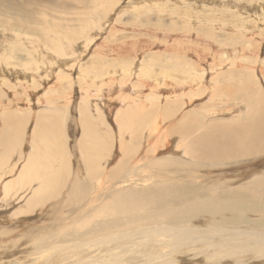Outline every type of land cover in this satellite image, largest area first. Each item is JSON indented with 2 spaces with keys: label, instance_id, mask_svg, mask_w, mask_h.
Instances as JSON below:
<instances>
[{
  "label": "rangeland",
  "instance_id": "rangeland-1",
  "mask_svg": "<svg viewBox=\"0 0 264 264\" xmlns=\"http://www.w3.org/2000/svg\"><path fill=\"white\" fill-rule=\"evenodd\" d=\"M101 1L102 0H0V58L4 60L2 62L9 61L12 65L11 68H9L5 64L0 63V170H5L4 167L10 168L5 170L6 173H4L3 176L5 180L9 179L12 176L16 175V173L21 168L20 165L24 164L25 160L29 158L30 161L27 163L28 166L26 170L27 184L29 183L30 179L34 180V182L47 181L46 176L54 174L55 170L63 174V178L61 180L63 182V186H60V188L57 190V193H55L56 191H54V193H52V195L48 197V199L43 203L42 206L38 205L30 213L20 215V217L25 218V225L24 223L18 224V227L23 226L21 227L22 232L23 229L28 230L29 228L32 230H37L36 228L41 221H44L43 223H47V225H53L55 223L57 224V222L66 223L68 225L71 224V221L74 219L73 210L76 209L75 207H78V205L83 201L82 199H84L85 201L86 197H89V193L91 195L92 189H97V182L102 179L101 183L103 182V186L110 182L112 176L114 175L112 169L115 166L117 167V161L121 152V150L119 149V142L121 140L130 142V144L136 142L134 144L137 145V147L138 145L140 146V148L138 147L139 151L141 150V148L143 149L145 147L143 141H139V143L137 139L131 140L126 130L124 133L122 132V134L121 131H118L117 129L115 130V128H117V125L115 124H118L117 118H119V114L116 118L114 115L116 109H118V111L120 112V109L122 107L120 104L116 105L115 103L119 102L117 95L119 96L122 91L116 89L113 93V96L111 94L109 96L110 99H108L109 97L107 98V96L103 94L105 86H112V84L114 83V85L118 87V83L123 84L124 88L122 94L124 95L128 92V90L126 89L127 87H129V85H136V89L141 90V93L136 94L135 97L138 104H141L145 108H153L154 102H163V98L161 95L162 93H166L169 88L171 90L172 86L178 85L182 81L184 82L182 85H185L184 91H187V95H184V100L182 99V97H177L178 103H181L179 105L180 108L179 106H177V110L173 114H170V110L167 108L163 109L164 107L162 106V108H158L159 110H155L154 114H151L152 117H154L155 115V117H158L159 119L163 118L162 125L164 126H167L170 122H172V120L180 119V113L182 112H186L188 114V116L190 117L188 119L189 122L197 118L200 120L203 119L204 122H206V120L210 118L212 119L210 120V122H221V120H223L222 117L227 116L228 114H215V117L207 115L208 109L210 110L212 109V107L214 108L217 105L214 104L215 102L218 103L216 100V96H219V93L224 95L223 93L219 92V89L233 87L232 89L234 91L230 89L229 90L231 92L230 94L235 96V89L237 87H252L253 83L255 84L256 82L255 80L259 78L258 75H260V71L264 69V21L252 18L255 13L262 14L261 11H263L264 13V0H147L145 2H141L142 0H111L110 6L104 12L100 11V9L98 8ZM194 1H196V3ZM201 2L204 4L202 10H200L199 7H195L194 9V7L190 5L193 3V5L196 6L198 5L197 3L200 4ZM210 2L215 4H212ZM202 3L200 5H202ZM104 4H107V0L104 1ZM176 4L179 7L175 6ZM250 4V9L247 8L245 11V9L242 8ZM116 5L118 8L116 7ZM139 8L141 12L139 11ZM239 10L242 12H240ZM109 11L112 12V14ZM184 12L187 13L185 14ZM192 14L194 15V19L191 17ZM62 17H64V19ZM242 17L248 18L247 20H245L248 21L246 26H243L241 24ZM222 21H224V23ZM249 21H253L256 28L254 30L255 38H252L253 40L249 45H247L244 44L243 39L244 36H252L251 32L253 22ZM217 22H220L219 24H217L219 27L214 28L213 26ZM13 34L17 35L13 37ZM87 34L90 36H87ZM64 35L65 39L67 36V41L64 40ZM94 36H96V39L94 38ZM54 38L55 40H53ZM87 39L89 40L85 41ZM84 41L90 43H88L89 46L87 48L84 47ZM34 44L36 46H34ZM234 44L238 45L235 50L236 54L233 51ZM50 47L52 49V53H50ZM35 48H38L39 50H36L37 52H34ZM60 50H62L64 53H62V51ZM227 50L230 52H228ZM58 51L60 52L59 54H57ZM245 53H248L247 57H241L246 56ZM49 61L52 63H49ZM57 61L58 63H61L58 64ZM64 62L66 65L64 64ZM238 62L240 64L242 63L241 66ZM121 64H124L125 66H128L132 69L130 72L124 71L122 74L123 78L120 75L118 76L117 73L112 76L108 72L112 66L118 67L119 65L121 67ZM142 64L153 66V70L155 68L154 71L160 74L163 81L155 80L149 75L143 76L142 73L139 74L137 71H139ZM73 65L75 66V68ZM100 65H102V67ZM46 66H48L49 68ZM59 67H62V69ZM192 67L198 69V71L202 70L201 73L199 72V78L201 80L199 83L185 79V76H187L185 75V71H189V68L192 69ZM225 67L230 70L228 71ZM12 68L13 70H11ZM22 68L30 70L28 71L23 69L28 73V80L24 79L20 81V79H16L18 73L22 75V72H20ZM72 68L73 71L71 70ZM82 69H85V73L89 76L88 79H83L80 77ZM233 69L235 70V72ZM168 70H170V72H167ZM2 71L6 72L7 74H3ZM232 71L234 72V74L229 73ZM238 71L241 73H247L246 75L248 76H245L246 78L244 76H242L243 78L239 77V75L237 74L239 73ZM8 74H10V76ZM52 76L55 79L54 82ZM225 77H228V80ZM209 78H211L210 81ZM68 79H70L69 82ZM183 79L185 81H183ZM258 80H260V78ZM56 81L59 83H55ZM69 83L70 85H68ZM158 83L162 85H159ZM190 83H192V85ZM197 84H200V86ZM85 87H87L88 89L83 90ZM216 90L218 91V93ZM81 93H83L82 96L91 98L87 99V106L85 105V107H87L90 111L95 108V102H98L97 104L101 102L105 104L101 105L102 110L99 109L101 111L100 120L95 121L96 119L92 120L88 116L86 118L82 117L83 113L81 114L82 116L78 114L79 110L77 111V108L81 110L83 109L84 105L82 104L81 107L77 106L80 103V99L82 98L80 96ZM60 94L63 98H66V101L68 102H65V100L58 102L56 99ZM209 94H211L210 99ZM212 94H214V96H212ZM99 95L101 97V100L97 99ZM38 99H42V101L40 102V100ZM75 100L76 102H74ZM44 103H48L49 106H44ZM170 103L173 104L172 102ZM112 105H116V107H112ZM219 107L220 105L216 106V108L218 109ZM74 110H76V112H74ZM94 112V110L89 112L91 113L93 118L96 117V114ZM109 114L111 115V117H114L110 118ZM72 117L74 118L72 119ZM152 117H150V119L143 125L144 128H142L141 131L143 134L147 133L145 125L149 123ZM75 119L77 121H75ZM144 120L145 117L142 119V121L144 122ZM37 122H39L40 125L38 127L39 131L41 132V138L40 135L36 133L38 127H35L36 129L33 128V126L36 125ZM91 122L93 123L92 130L90 129ZM54 125H59V128L62 129V133H58L57 131L52 130V127ZM105 125L107 127H105ZM85 127L88 129L87 131ZM32 128L35 129L34 133L32 131ZM99 128L100 130H98ZM89 130L91 134H89ZM104 130L106 134H103ZM108 131L111 135L108 134ZM101 133L103 134L102 137ZM124 134L126 135L127 139L125 138ZM57 136L58 138L61 137V140H63V149H58L57 147L59 145L55 144V141L57 140V138L55 137ZM53 137L55 138V140L53 139ZM102 142L104 143L102 144ZM110 144L113 147H111ZM82 146L84 147L82 148ZM133 148H135V146ZM83 151L87 153H84ZM94 151H96L97 154ZM59 152L60 154H58ZM81 152L82 154H80ZM160 153H162L163 156L165 152L162 150ZM114 154L118 155L115 156ZM35 156L36 158H39L35 160ZM114 157L115 159H113ZM261 158L262 157L258 158V160H253V162H256V160L258 161V163L260 162V165L257 168L264 167V157L263 159ZM92 159H97V162L99 161V168L102 167L100 168V170L105 171L102 172L103 174L101 177L97 176V173L92 175L90 168ZM114 160L116 161L114 162ZM52 168H54V170ZM160 168L163 167L161 166ZM160 168L155 169L154 171H158ZM222 169H226V167ZM50 170L52 171V174ZM150 170H153V168H150ZM150 170H145L143 172L144 175H148L150 173ZM214 170L215 169H213V171ZM107 171H109V175ZM131 171L132 170L127 169L126 173H130ZM64 175H68L69 179L63 181ZM136 176L138 177V175ZM4 179L0 178V182ZM76 181L79 182V189H81L82 191L85 190V193L82 192V194L79 196L74 195V183ZM43 183L44 182H42V184ZM69 183L70 185L68 186ZM234 183L239 184L241 182L238 183L237 181H235ZM87 186L90 187L89 190ZM74 197H76V199H74ZM64 198L66 202H63ZM107 198H109V196L100 199L101 201H99V203L105 202V199ZM39 206L40 209H38ZM255 211L258 212L257 214H252L253 216L264 219V211H261L260 208L255 209ZM17 221L18 220H13L12 224ZM43 223L41 224L43 225ZM12 224L7 222L2 223V221H0V229L1 227L11 229L13 227ZM75 225L76 223L74 224V226ZM86 226H88V224ZM12 234L13 235L11 236H6V238L4 237V239H1L0 236V257H3L1 259H4L5 261L8 259L13 260H10V264H16L18 261L31 263L33 258L36 256L39 257L38 260L40 259L36 263L43 264L42 261H44L52 254L50 252V249L43 250L41 252L42 255H40L41 253L34 254L36 250L33 247V243H31L33 242L32 239L28 236L26 238H29L30 240H27L26 238L24 240L22 238L18 242L24 240L22 242L24 246L30 243L27 247L30 248L29 252H31V254L29 255L33 258L28 255L29 257L26 256L25 259H19L18 257H16V255L24 252V249L19 251L16 250L15 252H12L13 254H9L7 251L8 249L22 248V245L19 246L18 243L17 247L12 248L14 241L11 239H17V235L19 233L15 231ZM63 235L62 237H64ZM67 237L68 235H65V238ZM7 241L11 243H8ZM58 243V245H64V242ZM248 244L251 245L252 243L248 242ZM4 245H8V249L7 247L4 249ZM219 249L225 251L228 250L229 247L224 245ZM68 250L73 249L68 248ZM68 250L66 249L64 250V252L66 251L68 253ZM75 250L76 249H74V251ZM243 251L246 252L247 248H244L238 255H231V253L226 252L225 254H223V258L229 257L232 260L230 262L228 261V264H235V260L238 257L242 258L240 259V261H244L256 256L255 253L243 254ZM4 252H6V254H4ZM258 253L260 254V252ZM33 254L36 256H33ZM44 255L46 257H44ZM216 260L217 258L213 256L208 261V263L215 262ZM65 261H63L62 263L65 264ZM200 263L201 260H198L191 264Z\"/></svg>",
  "mask_w": 264,
  "mask_h": 264
},
{
  "label": "bare ground",
  "instance_id": "bare-ground-1",
  "mask_svg": "<svg viewBox=\"0 0 264 264\" xmlns=\"http://www.w3.org/2000/svg\"><path fill=\"white\" fill-rule=\"evenodd\" d=\"M104 1L102 0L98 6L100 11L102 12L108 9L111 2V0H107V4H104ZM145 1L147 0H142L141 2H145ZM194 2L196 3V1ZM197 4L198 5L196 6H194L193 3L190 5H192L194 9L195 7H199L200 10H202L204 4L203 3L202 5H200L199 3ZM175 6L178 5L176 4ZM250 6L251 4L244 6L242 8H244L246 11V9L249 8ZM261 12L262 14L255 13L252 18H256V20L264 21V13L263 11ZM110 13L112 14V12ZM191 17L193 18L194 15L192 14ZM62 18L64 19V17ZM247 19H248L247 17L241 18V24L243 26L247 25L248 21H245ZM222 22L224 23V21ZM249 22H253V21H249ZM219 23L220 22H217L213 27L214 28L219 27L217 25ZM255 28L256 26L255 23L253 22L252 32H251L252 36L246 34L247 36H244L243 39L244 44L249 45L250 42L255 38V33H254ZM16 35L17 34H13V37ZM87 36L90 35L87 34ZM94 38L96 39V36H94ZM66 39L64 35V40ZM53 40H55V38ZM88 40L89 39L85 41ZM85 41H84L85 44L84 47L87 48L89 46L88 45L89 42H85ZM34 46L36 45L34 44ZM237 47L238 45L234 44L233 51L235 54H236L235 50ZM49 49H51V47ZM36 50L39 49L35 48L34 52ZM50 53H52V49ZM59 53L60 52L58 51L57 54ZM62 53L64 52L62 51ZM247 54L246 56H241V57L245 58L247 57ZM2 61L4 60L0 58V63L5 64L7 67L11 68L12 65L10 64L9 61L8 62H2ZM52 62L49 61V63ZM100 66L102 67V65ZM113 67L114 66H112L111 68L109 67L110 69L108 71L112 76L115 75V73H117L118 76L119 75L122 76L124 71L130 72L132 70L130 67L125 66L124 64H121V67L119 65L118 67L117 66L114 68ZM152 67L153 66L148 64H144V65L142 64L139 71L137 70L136 71L139 74L142 73L143 76L149 75L150 77H153L155 80H162L160 74L155 72L154 71L155 68L153 70ZM59 68L62 69V67ZM23 69L28 70L26 68H22L20 71L22 72L21 73L22 75L18 73L16 79H20V81L24 79L28 80L27 77L28 73ZM226 69L228 71L230 70L228 68ZM11 70H13V68ZM71 70L73 71V68ZM201 71H198V69L194 67H192V69L189 68V71H185L186 72L185 75H187V76L184 75L185 79L199 83L201 81L199 78ZM85 72H86L85 69H82L80 73V77L83 79L86 78L88 79L89 76ZM167 72H170V70H168ZM234 72L232 71L229 73L234 74ZM5 73L6 72H3V74ZM237 74L239 75V77L248 76L246 75L247 73H243V72L242 73L239 72ZM8 75L10 76V74ZM253 76H254V72H253ZM258 77L260 78V80H258L259 78L255 80L256 82L255 84L253 83L252 87H248V86H247L248 88L237 87L235 89L236 92L235 96L230 94L231 93L230 90L234 91L232 89L233 87L226 89H219V92L223 93L224 95L219 93V96L218 95H217L218 97L216 96V100L218 103H216L215 100L214 104H217L216 106L220 105V107L219 109L216 108V106L214 108L212 107V109L210 110L208 109L207 115L215 117V114H225V115L228 114L227 116L222 117L223 120H221V122H217V121L210 122V120H212L211 118L206 120V122H204L203 119L200 120L198 118L189 122L188 119L190 117L188 116V114L186 112L184 113L182 112L180 113L181 115L180 119L172 120V122H170L171 124L168 122L169 124L167 126L162 125L163 118L159 119L158 117H155V115L154 117H152L151 114H154V111L160 107L162 108V106L164 107L163 109L167 108L170 110L169 111L170 114H173L177 110V106L181 104L178 103L177 97L180 98L182 97V99L184 100V95H187V91H184L185 85H182L184 82L181 81V83H179L181 85L179 84L174 85L172 86L171 90L169 88V90L166 93H162L161 95L163 98V102L162 101L154 102L153 108L152 107L145 108L141 104H138L137 99L135 97L136 94L141 93L140 92L141 90L136 89L137 88L136 85H129V87H127L126 89L128 90V92L125 93L124 95L122 94L124 88L123 84L118 83L117 84L118 87H116L114 83L112 84V86H105L103 94L106 95L107 98L111 94L113 96V93L116 89L122 91V93H120L121 95L120 94L119 96L117 95L119 102L115 103L116 105L120 104L122 106L121 109L119 108L121 111L119 112L118 109H116L114 115L116 118L117 115L119 114V118H117L118 124H115L117 125V128H115V130L117 129L118 131H121V134L122 132L124 133L126 130L131 140L137 139L138 142L143 141L145 147L143 149L141 148V150L139 151L140 146L138 145L139 147L138 148L137 145L134 144L136 142H133L132 144H130V142H125L122 140L119 142V149L121 150V152L119 159L117 158L118 159L117 167L112 166L113 167L112 172L114 175L112 176L110 182L108 183L106 182L107 184L105 183L106 185L104 186L102 185L103 182L101 183L102 179L97 182L98 184L97 189H92L91 195L89 193V197H86L85 201L84 199H82L83 201L81 200L82 202L78 205V207H75L76 209L73 210L74 219L71 221L72 222L71 224L68 225L66 223L57 222V224L55 223L56 225L55 224L47 225V223H43L44 221H41L39 222L38 227L36 228L37 230L34 229L32 230L29 228L28 230L23 229V232L21 228L23 226L18 227L19 226L18 224H23L25 218L20 217V215L30 213L38 205L42 206L43 203L48 199V197H50L52 193H54V191H56L55 193H57L58 192L57 190L60 188V186H63L62 185L63 182L61 181L63 178V174L59 173L57 170H55V173L52 174V171L50 170L52 175H48V176L45 175L47 181H42L44 182L43 184L41 181L34 182V180L31 179L27 184L26 170L28 166L27 163L30 161L29 158H27L26 160L24 159L25 160L24 164L20 165L21 168L16 173V175L18 176L16 175L12 176L13 178L11 177L6 180L3 178L4 173H6L5 170L10 169L4 167L5 170H0V178L4 179L0 182V221H2V223L7 222L11 224L13 223V220H18V221L12 224L13 227L11 229L6 227H1L0 236L1 239H4V237L6 238V236H11L13 235L12 233L16 231L19 234L17 235V239H11L14 241L12 248L17 247V243L19 246L22 245V248L20 249H8V245H4V249L7 247L8 249L7 251L9 254H13L12 252H15L16 250L19 251L24 249V252H21V254H17L16 257H18L19 259L22 258L25 259L26 256L31 254V252H29L30 248L27 247L29 246L30 243L24 246L22 242L25 240L26 237L29 236V238H31L33 241L31 243H33V247L36 250L34 254L36 253L40 254L43 250L50 249V252L52 254L49 257H47L45 260L43 258L44 261H42L41 259L43 264H63L62 262L65 260H67L65 261L67 264H191L198 260H201L200 264H228L232 259H230L229 257L223 258L224 257L223 254L229 252L231 253V255L232 254L238 255L244 248H247V251L246 252L243 251L244 252L243 254L255 253L256 256H254V258H250L244 261H240V259H242L241 257L238 258L236 257L238 260L237 259L235 260V264H264V219L252 215V214H257L258 211H255V209L260 208L261 211H264V167L257 168L260 165V162L258 163L257 161L258 158L262 157L261 159H263L264 157V69L260 71V75H258ZM70 79H68V82ZM210 79L211 78H209V81ZM54 81L55 79L53 80V82ZM183 81L185 80L183 79ZM202 81H206V80H202ZM55 83H59V82L56 81ZM190 84L192 85V83ZM68 85H70V83ZM197 85L200 86V84ZM87 89L88 88L85 87L83 90H87ZM82 95L83 93L80 94L82 98L80 99L79 101L80 103L77 106L81 107L82 104H84L83 109L80 110L79 108H77V111L79 110V113L78 112L77 113L80 115L83 113L82 114L83 116L82 115L81 116L84 118L88 116L92 120L94 119H96L95 121L100 120V115H101L100 110H102L101 105H105V104L103 102L97 104L98 102L94 101L95 108L92 109L95 111L94 113L96 114V117L93 118L91 113H89L93 110L90 111L88 110L87 107H85V105L87 106V99H91V98ZM209 95H210L209 97L210 99L211 94ZM212 96H214V94H212ZM97 99L101 100L100 95L99 97H97ZM108 99H110V97ZM38 100H40V102L42 101V99H38ZM56 100L58 102L64 100L65 102H68L66 101L67 99L63 98L61 94L58 96ZM74 102H76V100ZM170 102H172L173 104H171ZM116 105L115 106L112 105V107H116ZM44 106H49V104L44 103ZM74 112H76V110H74ZM114 116L111 117L110 115V118H113ZM74 117H72V119ZM144 117L145 120L143 122L142 119ZM150 117H152L151 120L149 121L148 124L145 125L147 133L145 132L146 134H143L141 132L142 128H144L143 125L150 119ZM75 121L77 120L75 119ZM92 122L90 123L91 130L93 129ZM38 126H40L39 122H37V124L34 125L33 128L35 127L37 128ZM105 127L107 126L105 125ZM33 128L32 131L34 133V130L36 128L35 129ZM52 130L57 131L58 133L59 132L62 133L61 132L62 129L59 128V125L56 126L54 125L52 127ZM87 130L88 129L86 128V131ZM98 130H100V128ZM88 132L89 134H91L90 130ZM36 133H38L41 138V132L39 131V127L36 130ZM104 133L105 130L103 134ZM103 134L101 133V137ZM108 134H110V132ZM141 134H142V138H141ZM55 138H57L55 144L59 145L57 148L63 149L62 146L63 140H61L62 138L59 137L60 140L58 136ZM55 138L53 137L54 140ZM103 143L104 142H102V144ZM134 146L135 148H133ZM83 147L84 146H82V148ZM111 147L113 146L111 145ZM162 150L165 152L163 156L162 153H160ZM83 152L87 153L88 151L87 152L83 151ZM58 154H60V152ZM80 154H82V152ZM38 158L39 157L36 158L35 156V160H37ZM113 159H115V157ZM254 159H257L256 162H253ZM115 161L116 160H114V162ZM98 162L97 159L96 160L92 159L90 168L92 175L97 173V176L101 177L103 174L102 172L105 171L100 170V168L102 167L99 168ZM161 166L163 168H160ZM224 167H226V169H222ZM150 168H153V170H150ZM158 168H160L158 171H154L155 169ZM52 169L54 170V168ZM127 169L132 171L130 173H126ZM144 169L150 170L149 171L150 173L148 175L147 174L144 175L143 173L145 171ZM213 169L215 170L213 171ZM107 172L109 175V171ZM136 175H138V177ZM68 179H69L68 175H64L63 181H66ZM235 181L241 183L235 184L234 183ZM69 185L70 183L68 184V186ZM74 187H75L74 189L75 196H79L82 194V192L85 191L79 189L78 181L74 183ZM89 188L90 187H88V190ZM108 196L109 198L105 199V202L99 203V201H101L100 199L106 198ZM74 199H76V197H74ZM64 201L66 202L65 198L63 202ZM40 206L38 207V209H40ZM41 223H43V225ZM75 223L76 225L74 226ZM87 224L88 226H86ZM63 234L68 235V237L65 238V235ZM62 235L64 237H62ZM22 238L24 240L18 242ZM29 238L26 239L30 240ZM7 242L11 243L9 241ZM58 242H64V245L61 244L58 245L59 244ZM248 242L252 244L250 245L248 244ZM224 245L228 246L229 249L225 251L220 250L219 248ZM68 248H72L73 250H68ZM66 249L68 250V253L66 251H65L66 253L64 252V250ZM74 249L76 250L74 251ZM258 252H260V254ZM4 254H6V252H4ZM34 254L33 256H36ZM40 255H42V253ZM213 256L216 257L217 260L215 262L208 263V261ZM44 257L46 256L44 255ZM1 258L3 257H0V264L11 263L10 262L11 259L7 258L8 260L5 261L4 259ZM38 258L39 257L37 256L34 257L31 263H25V261H18L16 264H37L36 262L40 260V259L38 260Z\"/></svg>",
  "mask_w": 264,
  "mask_h": 264
}]
</instances>
